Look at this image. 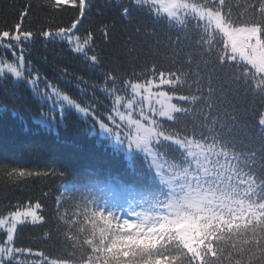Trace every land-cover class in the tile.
<instances>
[{
  "label": "trees",
  "instance_id": "obj_1",
  "mask_svg": "<svg viewBox=\"0 0 264 264\" xmlns=\"http://www.w3.org/2000/svg\"><path fill=\"white\" fill-rule=\"evenodd\" d=\"M260 2L226 0L233 18L245 21L259 19ZM91 3L88 21L78 25L76 35L83 39L91 33L88 56H98L95 64L71 51L67 43L39 35L68 28L78 17L70 4L0 0V33H15L17 24L20 31L34 33L22 44L27 61L44 82L105 122L114 97L132 84L157 80L155 69L167 74L181 68L192 83L197 69L186 62L189 40L185 38L182 50L173 47L183 33L134 6L132 0ZM124 7L133 13L131 22L123 15ZM105 25L112 29L106 39L100 34ZM173 94L189 93L182 88ZM193 94L197 93L193 90ZM254 102L259 104L249 96L243 104L233 101V106L239 112ZM179 105L193 110L177 120H163L161 130L189 138L210 134V122L202 118L207 115L201 112L203 104ZM233 106L220 112L221 122ZM46 110L27 83L12 77L0 80V218L36 202L44 217L40 224L17 228L16 248L74 264L88 262L89 257L92 264H264V137L253 117L241 116L233 125V134L238 152L255 153V162L248 160L249 167L243 171L253 174L256 188L231 162L195 148L192 154L196 155L185 161V153L171 142L153 151L163 175L169 177L165 187L142 154L127 158L109 138L93 131L92 117L81 118L72 110L45 115ZM196 174L200 176L195 179ZM113 195L123 197L124 203L134 201L136 209L145 213L147 224L140 221L130 227L122 222ZM188 199L195 202L187 203Z\"/></svg>",
  "mask_w": 264,
  "mask_h": 264
},
{
  "label": "snow or ice",
  "instance_id": "obj_2",
  "mask_svg": "<svg viewBox=\"0 0 264 264\" xmlns=\"http://www.w3.org/2000/svg\"><path fill=\"white\" fill-rule=\"evenodd\" d=\"M136 7L144 8L150 16L165 21L169 27L176 28L183 36L178 35L173 42V47L182 50L185 38L189 40L188 47L190 51L185 53L186 62L189 65L195 64L197 71L193 73V81L188 83V73H184L181 68L176 72L169 71L167 74L159 69H155L153 75L159 79V86H167L173 93L183 89L188 91V95L175 97L179 101L188 105H201L202 113H207L202 117L209 121V135L203 133L193 135L192 138L187 136L180 137L176 132L166 134L160 130L161 125L152 120L150 124L144 125L135 122L137 125L136 135L128 140L129 145H135L137 148H143L146 153H151L158 149L165 142H171L181 149L184 153V160L187 161L192 157V150L195 148L199 153H210L231 162L235 165L236 171L240 172L247 179L250 186L256 188V180L253 174L243 171V168L249 167L248 160L255 162V153H242L236 150L237 141L233 134V125L243 116L254 118L255 124L261 137H264V0H261L258 6L259 19L241 20L233 18L231 11L228 9L226 0H132ZM57 6L70 4L78 12V17L71 23L68 28L60 27L58 30L51 29L39 33L44 39L59 40L67 43L71 51L87 57L94 64L98 56L93 54L88 56L92 50V35L89 33L83 39L76 35L80 31L78 25H83L88 21L87 13L92 10L91 0H55ZM123 15L131 22L132 11L129 7L123 8ZM15 34L10 31L0 33V42L10 39L15 42L17 48L22 49L23 42L34 37L31 31H20V25L17 24ZM142 27V26H141ZM114 28V25H112ZM111 28L105 25L100 30L101 36L105 39L109 36ZM138 35L140 27L135 28ZM131 43V38H129ZM216 45H220L217 49ZM9 49L13 44L6 45ZM179 56V51L177 52ZM207 57V59H205ZM173 63H179L173 59ZM24 64V54L17 57L15 63H0V70L5 66L11 68L19 74L20 65ZM247 69V70H246ZM204 75H201V72ZM223 81V83H221ZM113 83L115 80L113 78ZM152 82H149L148 88L151 89ZM134 92L139 91L141 84L131 85ZM193 90L197 94H193ZM162 99L159 101V117H165L169 121L177 120L179 116L186 115L193 110L172 103L173 96L167 92L157 93ZM252 96L255 102L250 107H243L237 112L233 106V101L243 104L247 97ZM65 99H68L65 97ZM69 102H72L69 100ZM228 106H233L232 112H224L227 120L221 122L220 112ZM87 112L88 109H80ZM233 113H236L235 115ZM101 126L109 128L107 124L101 121ZM112 132L113 129L109 128ZM120 138V134L114 132ZM24 173H21L23 175ZM37 203L35 208H40ZM95 216L96 214L93 213ZM31 218V222L43 221V216H38L35 209L29 208L25 212H11L7 218L0 219V228L6 227L7 242L6 245L0 246V264H12L14 255L23 251L11 247L17 225L24 220ZM106 231V229H105ZM93 245L92 241H88ZM96 252V248H93ZM6 257V259H5ZM97 259H101L98 257ZM52 264H57L52 261ZM87 264H92V257L88 258Z\"/></svg>",
  "mask_w": 264,
  "mask_h": 264
},
{
  "label": "rangeland",
  "instance_id": "obj_3",
  "mask_svg": "<svg viewBox=\"0 0 264 264\" xmlns=\"http://www.w3.org/2000/svg\"><path fill=\"white\" fill-rule=\"evenodd\" d=\"M15 34V33H12ZM12 43L13 48L9 49L6 47L7 44ZM21 50L24 54V64L20 65V70H18L19 74L14 72L11 68H8L5 66L2 70H0V80L6 79L7 77H12L14 81H23L28 84V86L32 89L33 94L38 97L41 100V103H45L47 106V110L44 111L45 115H49L51 112H60L61 114H64L66 110H72L76 112L81 118H88L92 117L94 120L93 125V131L98 130L100 135L102 137L109 138L110 144L115 147L116 149H121L126 153V157L130 158L135 153L142 154L145 159L151 164V166L155 169V177L156 179L163 184L165 187L168 186V176H164L162 173L161 168L158 166V157L155 155L154 152L146 153L143 148H137L135 145H129L128 140L131 139L136 135V128L137 125L135 122H139L140 124L148 125L152 120L157 121L158 124L161 125V122L163 120H168L165 117H159L158 116V110L160 108L159 101L162 99L157 95L159 92H167L168 95L173 96L172 103L179 105L178 99L175 97H178L180 95H175L171 91L168 90L167 86H159V79L157 80H151L152 86L149 91L147 83H138L143 85L139 91L134 92L132 87H129L125 93L118 94L113 99V106L111 108V114L108 116V122L102 121L101 118H99L93 110L81 106L77 102L70 99L67 95H64L61 91H59L56 87H53L50 83L44 82V79H42L41 75L33 68L32 64L27 61L26 55H25V47L22 45L21 48H17L15 46V42L11 41L10 39H5L3 42H0V63L4 64H11L15 63L17 60V57L21 55ZM67 97L68 99H65ZM71 100L72 102H69ZM86 108L88 109L87 112H82L80 109ZM41 120H45L44 118ZM101 121L108 125L109 128L113 129L114 132L120 134V138L117 137L114 132H112L109 128L102 127ZM161 130V129H160ZM193 156L196 154H192ZM194 171V170H193ZM186 174V170L184 172ZM200 176V174L195 175V179ZM202 178V177H201ZM113 198L116 199L118 203V208L123 211L122 220L124 222H130L132 225H136L140 222L143 218V215L145 213L139 212L136 210V205L134 201H131L130 199L127 200L125 208L123 206L125 205L123 201V197H119L118 195H113ZM182 197V196H181ZM180 197V199H181ZM215 201V198L213 199V202ZM194 199H188L187 203H194ZM36 203L27 205L23 208L16 209L12 212L20 211L25 212L29 208L35 209L38 216H42L40 213V208H35ZM186 212L189 213L190 210L186 209ZM11 213V212H10ZM9 216V213L5 216L1 217L0 219L7 218ZM40 224L42 221H37L35 223L31 222V218L24 220L23 223H20L17 225V228L24 224ZM2 234H5L4 238L2 237ZM11 247L14 249H17L14 246V239ZM7 242V236H6V227L0 228V246L6 245ZM20 253H17L14 255L13 261H29L30 263L35 264H41L43 262H48L49 264H52V261H56L57 264H74L69 261L64 260H52L47 259L43 257L41 252L32 251L28 249H22ZM33 257L32 259L27 258ZM6 259V257H5ZM81 264H87V262L81 263Z\"/></svg>",
  "mask_w": 264,
  "mask_h": 264
}]
</instances>
